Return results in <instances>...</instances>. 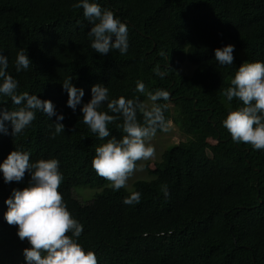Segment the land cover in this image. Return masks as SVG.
<instances>
[{
  "label": "trees",
  "instance_id": "1",
  "mask_svg": "<svg viewBox=\"0 0 264 264\" xmlns=\"http://www.w3.org/2000/svg\"><path fill=\"white\" fill-rule=\"evenodd\" d=\"M76 0H0V50L18 92L51 99L64 113L65 131L52 136L55 116L37 112L21 134L0 132V163L17 146L30 159L56 157L63 180L59 186L72 214L84 225L82 245L98 264H264V149L234 141L223 125L228 114L224 90L243 62L264 60V0H98L128 24L129 49L100 55L91 48L90 22ZM235 45L234 62L220 65L215 49ZM28 52V70L15 71L18 51ZM164 55H161V53ZM188 62L191 73L182 71ZM157 69L164 76L157 75ZM85 89L103 82L110 98L146 95L136 90L169 91L167 120L189 138L162 153L150 178L114 190L92 167L101 140L83 122L82 105L67 106L64 78ZM163 102V101H161ZM241 102L233 98L231 105ZM0 107H18L8 96ZM106 110V106H105ZM122 119L108 125L122 137ZM158 133L163 132L157 130ZM156 132V133H157ZM138 163V161H137ZM5 183L0 172V264H27L17 225L4 218L5 200L30 180ZM100 188L91 202L75 186ZM131 191L139 202L125 204ZM167 193V194H166Z\"/></svg>",
  "mask_w": 264,
  "mask_h": 264
},
{
  "label": "clouds",
  "instance_id": "2",
  "mask_svg": "<svg viewBox=\"0 0 264 264\" xmlns=\"http://www.w3.org/2000/svg\"><path fill=\"white\" fill-rule=\"evenodd\" d=\"M74 8H83V15L92 25L88 31L90 46L104 56L112 50L121 55L129 49V28L114 10L104 8L98 0H76ZM233 43L215 49V59L220 65L234 62ZM161 55H164L162 52ZM15 71L28 70L32 59L23 49L17 52ZM8 56L0 50V97L8 96L15 109L0 107V132L7 133L6 121L11 123L12 135L21 134L36 119L37 112L47 117L55 116L56 136L65 131L64 113L57 112L54 102L42 99L37 93L18 92L19 81L8 71ZM157 75L164 72L157 69ZM68 76L62 82L68 93L67 106L73 111L82 105L83 122L104 140L95 149L92 167L97 174L110 181L114 190L125 187L137 167V161L148 160L155 154L151 143L157 130L167 131L170 122L165 116L168 108L169 91L147 90L142 81L136 90L146 95L139 97L121 95L110 98L109 88L103 82L91 87V98L82 102L85 89L72 82ZM228 114L223 125L237 142H246L255 149H264V60L243 62L237 68L230 86L224 90ZM237 98L241 103L233 108L231 102ZM163 101V102H161ZM106 106V110H105ZM122 119L123 135H111L108 125ZM30 151L17 146L0 163L5 183L21 181L26 171L30 173L28 185L13 189L5 200L7 211L4 218L10 225H17V235L23 241L27 238L29 247L23 249L27 264H98L97 255L86 249L79 240L84 225L72 214L62 193L58 190L63 180L60 160L56 157L30 159ZM167 194V193H166ZM141 193L131 191L124 198L125 204L139 202Z\"/></svg>",
  "mask_w": 264,
  "mask_h": 264
},
{
  "label": "rangeland",
  "instance_id": "3",
  "mask_svg": "<svg viewBox=\"0 0 264 264\" xmlns=\"http://www.w3.org/2000/svg\"><path fill=\"white\" fill-rule=\"evenodd\" d=\"M182 67V71L185 73H191L193 66L188 62ZM189 138L187 133L183 132L178 125L173 121H170V126L167 131L156 133L151 139V143L155 147V154L148 160H140L137 163L136 169L133 171L132 175L129 177L126 188L132 189L134 187V181L137 179L150 178L148 173L156 167L157 162L161 159L162 153L165 149H168L172 144L179 141H183ZM100 188H94L90 186H75L73 187V192L76 197H78L82 202L88 203L94 199V196L100 192Z\"/></svg>",
  "mask_w": 264,
  "mask_h": 264
}]
</instances>
